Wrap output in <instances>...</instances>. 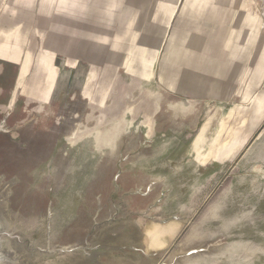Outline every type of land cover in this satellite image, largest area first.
<instances>
[{
  "label": "rangeland",
  "instance_id": "obj_1",
  "mask_svg": "<svg viewBox=\"0 0 264 264\" xmlns=\"http://www.w3.org/2000/svg\"><path fill=\"white\" fill-rule=\"evenodd\" d=\"M7 36L0 264H264V0H0Z\"/></svg>",
  "mask_w": 264,
  "mask_h": 264
},
{
  "label": "crops",
  "instance_id": "obj_2",
  "mask_svg": "<svg viewBox=\"0 0 264 264\" xmlns=\"http://www.w3.org/2000/svg\"><path fill=\"white\" fill-rule=\"evenodd\" d=\"M256 0H228V2L231 3H237V4H245L247 2H253ZM14 40V41H13ZM11 38V36H7L2 42H0V59L5 60V61H9V62H31V57H30V53H26L25 55H22L21 50L15 45L16 39ZM15 50L17 52V55H15L13 58H7V50ZM53 55L50 53H42V56L40 57V62H37L36 64V74L34 75V78H37L39 76V68H41V73H44L47 75L46 79H45V85L48 86V89L50 90L53 86V81L54 78L56 76V70L54 65L51 63L53 62ZM29 65V64H28ZM40 75V74H39ZM48 93L46 92L45 95H41L38 97L40 98H48ZM231 150L230 151H226V152H220L218 154V158L219 160L223 161L226 160L227 158L231 157L232 155ZM177 228H175L176 230Z\"/></svg>",
  "mask_w": 264,
  "mask_h": 264
}]
</instances>
